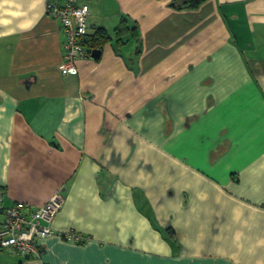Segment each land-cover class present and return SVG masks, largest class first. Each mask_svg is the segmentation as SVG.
Returning <instances> with one entry per match:
<instances>
[{
    "label": "crops",
    "instance_id": "obj_1",
    "mask_svg": "<svg viewBox=\"0 0 264 264\" xmlns=\"http://www.w3.org/2000/svg\"><path fill=\"white\" fill-rule=\"evenodd\" d=\"M65 1L0 0L5 206L65 198L0 264H264V0H79L107 38L77 74Z\"/></svg>",
    "mask_w": 264,
    "mask_h": 264
},
{
    "label": "built area",
    "instance_id": "obj_2",
    "mask_svg": "<svg viewBox=\"0 0 264 264\" xmlns=\"http://www.w3.org/2000/svg\"><path fill=\"white\" fill-rule=\"evenodd\" d=\"M46 12L60 22L65 38L62 72L77 74L76 62L89 55L84 45L90 16L89 6L80 4L79 0H66L62 5L49 2ZM2 201L3 195L0 190V208ZM64 203V196L57 193L43 206L19 202L5 209L3 222L0 225V249L12 251L23 257H33L38 254L39 243L55 235L52 223ZM59 237L70 243L85 241V238L75 233Z\"/></svg>",
    "mask_w": 264,
    "mask_h": 264
},
{
    "label": "trees",
    "instance_id": "obj_3",
    "mask_svg": "<svg viewBox=\"0 0 264 264\" xmlns=\"http://www.w3.org/2000/svg\"><path fill=\"white\" fill-rule=\"evenodd\" d=\"M208 0H173V5L175 8H177L180 11L183 10H196L198 9L203 3L207 2ZM120 30V29H119ZM99 35V36H98ZM98 35H95L93 39L91 38H87L88 34L86 35L85 41H84V45L87 49V53L89 54V50L88 47L91 49H94V47L96 46H100L102 45V43L104 41H106V33L104 32H100ZM0 190L2 191V195H3V201H2V208H0V212L2 213V216L4 218V211L5 209L14 206L15 204L11 205V206H5V189L3 186L0 185ZM19 203V202H18ZM28 204V203H25ZM31 205V204H29ZM3 222V221H2ZM1 222V224H2ZM0 224V225H1ZM1 250V249H0ZM23 257V256H22ZM27 257V256H26ZM25 258V257H24ZM29 258V256H28Z\"/></svg>",
    "mask_w": 264,
    "mask_h": 264
},
{
    "label": "water",
    "instance_id": "obj_4",
    "mask_svg": "<svg viewBox=\"0 0 264 264\" xmlns=\"http://www.w3.org/2000/svg\"><path fill=\"white\" fill-rule=\"evenodd\" d=\"M100 53H101V51L100 50H94L93 52H92V57L94 58V59H98V57L100 56Z\"/></svg>",
    "mask_w": 264,
    "mask_h": 264
}]
</instances>
